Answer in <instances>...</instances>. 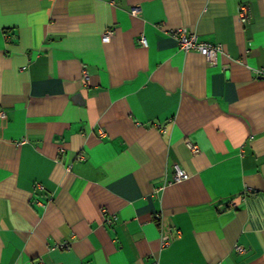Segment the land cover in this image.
<instances>
[{"label": "crops", "instance_id": "obj_1", "mask_svg": "<svg viewBox=\"0 0 264 264\" xmlns=\"http://www.w3.org/2000/svg\"><path fill=\"white\" fill-rule=\"evenodd\" d=\"M258 70L264 0H0V264H264Z\"/></svg>", "mask_w": 264, "mask_h": 264}, {"label": "built area", "instance_id": "obj_2", "mask_svg": "<svg viewBox=\"0 0 264 264\" xmlns=\"http://www.w3.org/2000/svg\"><path fill=\"white\" fill-rule=\"evenodd\" d=\"M132 12L135 13V10L133 9ZM240 16L243 19L246 17V10L244 7L240 12ZM173 32H174L173 33L174 36L178 39L179 45L183 49H185V50H191V49L198 50L199 52L204 54L208 60H214L220 51L219 45L212 43V42L201 41L196 33L189 31L188 29H186L184 27H180L176 31H173ZM113 33H114V31L112 29H108L103 36L104 41H109L111 39V36L113 35ZM141 42L144 44L147 43V40L144 36L141 37ZM258 73L264 75V70H258ZM87 76L88 75L85 72V77H87ZM191 146L194 150H197V148H198L195 144H191ZM175 169H176L175 170V179L176 180L188 179L190 177V173L186 169L180 167L179 165H176ZM168 240L169 239L166 236L164 238V242L167 243ZM64 245H66V244H64Z\"/></svg>", "mask_w": 264, "mask_h": 264}]
</instances>
